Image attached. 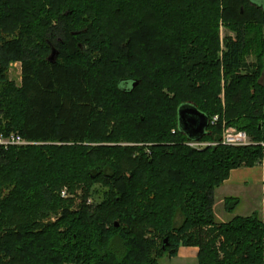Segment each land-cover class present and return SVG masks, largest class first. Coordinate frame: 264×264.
I'll return each instance as SVG.
<instances>
[{"label":"trees","instance_id":"1","mask_svg":"<svg viewBox=\"0 0 264 264\" xmlns=\"http://www.w3.org/2000/svg\"><path fill=\"white\" fill-rule=\"evenodd\" d=\"M221 22L237 36L219 54ZM262 75L264 0H0V136L39 143L0 151V264H160L181 246L264 264V217L214 212L232 170L264 165ZM185 103L210 118L199 141L226 125L255 144L190 146Z\"/></svg>","mask_w":264,"mask_h":264},{"label":"rangeland","instance_id":"2","mask_svg":"<svg viewBox=\"0 0 264 264\" xmlns=\"http://www.w3.org/2000/svg\"><path fill=\"white\" fill-rule=\"evenodd\" d=\"M236 32L230 27L226 26L224 22H221L220 25V46L221 50L220 53L225 49V42L228 37H231L232 39H236ZM247 62L249 63L248 68H243L240 73L242 74H251L252 71H254V64H256V55L254 53L249 54L247 57ZM254 67V68H252ZM9 78L17 85L21 84L22 79V70H21V62H13L10 65L9 68ZM260 81L264 83V75L260 77ZM224 99V95H222ZM252 140V139H251ZM31 144H39V143H31ZM131 144V143H123ZM30 145V144H29ZM193 147V146H192ZM200 148H204V145L199 146ZM258 165H256V168ZM251 173V172H250ZM64 190L66 191V194L62 196L67 198L70 196L68 187H65ZM224 188V186H220L219 189L217 188L215 191V203H214V212L216 216V220L218 222H227L230 221L234 216L236 215H242V216H248L252 215L253 213L258 214L260 217H264V199H263V190L262 187L256 186V183H252V181H249L246 183V185L242 186L241 188L232 189ZM233 192V193H231ZM82 194L81 191H79V196ZM234 196L238 198V203L234 210L229 211L226 206L225 199L227 196ZM71 196L74 197V195L71 194ZM75 198L77 203L81 202V198ZM76 197V196H75ZM95 199L90 198L87 201V204L94 203ZM57 217H53L51 220L55 221ZM223 238L219 240L218 246L221 245ZM198 261V260H197ZM162 264H168V262L165 259H161ZM188 264H197L196 260L188 261Z\"/></svg>","mask_w":264,"mask_h":264},{"label":"crops","instance_id":"3","mask_svg":"<svg viewBox=\"0 0 264 264\" xmlns=\"http://www.w3.org/2000/svg\"><path fill=\"white\" fill-rule=\"evenodd\" d=\"M249 181L256 183V186L262 187L264 196V165H258L257 168L254 166L234 169L231 171L230 177L223 183L222 186H224V188L230 189L229 191L232 189H235L234 191H236V189L246 185V183ZM198 253V246H181L178 249L176 256H165L162 259H165L168 264H188V261L195 259L198 264ZM160 264H162L161 260Z\"/></svg>","mask_w":264,"mask_h":264},{"label":"water","instance_id":"4","mask_svg":"<svg viewBox=\"0 0 264 264\" xmlns=\"http://www.w3.org/2000/svg\"><path fill=\"white\" fill-rule=\"evenodd\" d=\"M59 51L53 47L49 60L55 62ZM137 85V82L133 84ZM179 129L185 133L190 140L199 141L206 133L210 123L209 116L201 111L195 104L185 103L178 111ZM168 239L165 240L163 248L166 249Z\"/></svg>","mask_w":264,"mask_h":264},{"label":"built area","instance_id":"5","mask_svg":"<svg viewBox=\"0 0 264 264\" xmlns=\"http://www.w3.org/2000/svg\"><path fill=\"white\" fill-rule=\"evenodd\" d=\"M218 120V116L214 117L213 123ZM31 141L24 139L20 134L11 133L9 135H1L0 136V151L3 148H8L9 146L13 145H28L31 144ZM224 144V145H233V146H244V145H251L255 144L249 137V135L243 131L238 129L234 126H226L224 127L222 138L220 142H203V141H190L188 144L190 146L200 148L199 146L210 145V144ZM62 194L65 195L66 191L63 190Z\"/></svg>","mask_w":264,"mask_h":264}]
</instances>
